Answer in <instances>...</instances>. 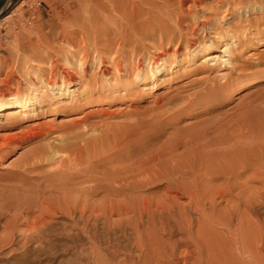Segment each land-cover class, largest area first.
I'll list each match as a JSON object with an SVG mask.
<instances>
[{
    "label": "rangeland",
    "instance_id": "1",
    "mask_svg": "<svg viewBox=\"0 0 264 264\" xmlns=\"http://www.w3.org/2000/svg\"><path fill=\"white\" fill-rule=\"evenodd\" d=\"M67 3H69L72 8L66 6L65 4ZM18 5L21 7L18 12H21L22 16H18L17 18L16 15H12L11 19H7V15ZM100 6L101 0H0V90L16 89V87L24 88V81L28 68L32 66L35 69H37V67L46 68L48 66L47 60L49 56L55 54L62 55L67 52L78 53L79 51L87 50L92 55L95 51L94 48H96V50L107 55L109 58L113 56L114 58L116 57V59L123 57L122 61L126 59L124 62L127 65V69H133L129 76L123 77V81H127L126 86H130L126 94L122 93L123 90L120 86H114L115 88L110 89L108 93H105V96L91 99L89 94H96V88L102 87V85L95 84L96 79L101 82L102 77L100 68L96 65L90 66L88 76L84 78V83L91 87L94 85V88L91 90L87 89L84 98L79 97L75 100L69 99L67 101L69 102V106L65 105L60 108L62 110L60 112L62 113L55 114L53 111H47L38 117L20 119V121L12 122L11 124L3 120L2 127H0V137L2 138V135L8 136L19 133L23 126H29L28 124H33L36 122L35 120L39 119L46 125V129L49 131V137L52 139L56 137V135L64 134L65 128L70 126L74 127L75 130L82 133L84 132L85 137L108 134L113 139V136L120 135V138L117 140V143L121 142V140L123 141V143L121 142L118 144L120 146H117L120 148L114 147L115 143L109 146V148L106 147L102 155L108 154L109 156H103V161L101 163L95 164L94 166H85L78 163H76V165L72 164L69 167L70 172H68V178H70V180L66 183H77L78 180L83 181V176H86L90 172H95L92 174H96V176L99 177L105 174V176H108L109 172H113L112 170L114 169L118 170L121 167H125V164V168L130 169L127 164L134 159L141 162V165L145 164V160L142 159V157L162 147L159 150H164L166 152L162 158H166V155L173 156L179 163V165H176V169L185 172V176L188 175L185 177L181 176L183 173L181 175L180 173L176 174H179L178 177L181 180L180 182L175 181L173 183L175 186L172 188V193L176 195L175 198L181 205H190L188 210L190 220L185 222V224L190 223L193 229L191 230L194 235L193 237L199 235L198 231L195 230L198 228V221L200 222L202 220L205 226L204 230H207L209 234H202L200 239L210 235L217 237L227 236L233 240L235 236L230 232L233 231V227L238 220L236 217L233 218V226L229 228L230 232H228L226 226L224 227L219 223L221 218L225 215H223L225 208H234L238 206L237 210L242 211L245 206L243 200L246 198H253L254 209L260 213L259 220H261L264 214V202L258 201L262 198L261 195L264 194V40L259 37L260 35L253 36L255 37L253 41H243L240 45L244 53L240 54L237 59L225 62L220 60L212 65L208 63L206 55L201 56L200 62L192 63L187 67H183L180 63L175 62V60L180 59L182 56L177 55L176 59L171 56V58H169L170 62L166 61L168 63H166L167 70L164 73V77L159 81L160 85H162L161 90L152 87L146 88L141 83L133 81V76L137 69L135 63L137 62V56L140 52L144 58L156 55L158 50L157 43L162 37H165L166 34L162 35L160 31L151 32L147 24L134 32H130L129 29L125 30V28L122 27L124 19L121 17L115 18V16H120L119 11L124 13L125 10V12L128 13V10L132 9L134 6H140L138 0L128 2L127 6H120L116 11L111 4L108 7ZM176 6L179 13L181 12L182 15H187V23L190 25L187 29L191 30L194 25L198 29V35H202L201 32L203 29H206L208 35H210L208 24H205L203 28V22L210 12L213 13L216 12L215 10L223 11V9H225L224 6L223 9H221L222 6H219V8H221L218 9L215 5L213 9H206V13L198 12L203 6L201 8L195 7L194 9H198L196 11H190L188 7L185 8L186 5H182L181 8L178 4ZM157 7H159V9L155 8L151 14L164 15L163 13L166 7L162 5H158ZM37 8H40L39 10L42 18L40 20L37 18L31 19L33 13L34 15L38 13ZM61 8L64 9L60 10ZM157 9L160 12H158ZM116 12L118 13L116 14ZM195 12L198 15L201 13V16H198ZM89 13H93L91 18L89 17ZM256 13L257 10L253 11V13L249 12L245 14V16L248 15L253 17V14L256 15ZM53 14H55V16ZM48 20L54 24L52 27L49 26ZM116 20L118 21L116 22ZM192 22H194V24ZM40 23H43V28L38 27ZM60 24L66 29L73 30L74 33L69 37L66 36ZM65 24L66 27L64 26ZM116 27H119V29L116 30ZM40 29L42 34L50 31L56 34L49 42V44L52 45L56 44V49L47 48L46 44L43 42L44 40H39V35L36 32ZM27 34L28 36H26ZM67 37L74 41L72 42L74 43L73 46L64 44V39L66 40ZM61 44L63 46H61ZM16 59H19V61ZM33 63L35 64L33 65ZM130 67H132V69ZM110 68L115 71L112 65ZM5 78L8 79L7 82ZM72 87L78 89V84L75 83ZM80 87L83 88V84ZM212 88H220V90H218V92H212L210 91ZM107 89L109 88L107 87ZM145 114L149 117L147 118ZM181 130L185 132H181ZM222 130H224V133ZM112 131L114 134H110ZM195 131H199V133ZM188 133L191 135H188ZM48 138L43 137L39 140L40 142L32 139L30 141L27 140L25 143L23 142L21 145L10 144L0 153V205L7 204V199H12V201L15 202H17V200H22L21 203L13 202L10 205H5L6 209L3 214L0 215L1 217L3 216L0 218V235L4 234V232L6 233L9 229H15L17 227L15 230H18L20 227L22 228L25 225V218L26 220H34V217L37 218L40 214L38 210L40 211L44 201H49L54 204L59 203L60 199L63 200L62 192L59 194L50 192L47 190V185H43L42 183L44 182V184H47L48 180L53 183L57 178H59L57 182H60L62 176L59 173V176L57 174L53 176L43 171H26L19 166V159H21V155L25 153V151L28 152L39 143L47 142L49 140ZM191 139L194 140L192 143H190ZM194 142L197 143V145ZM145 143L146 146L152 143V147L150 146L142 153H138V150L133 146ZM186 144L188 146H185ZM199 148L202 149L200 150ZM224 148L227 149L224 150ZM114 149L122 150V156L113 155L112 151H116ZM176 150H178V152H176ZM171 152L174 153L169 154ZM131 154L135 156L128 158ZM118 163L123 166L115 165ZM110 164L113 165L114 168ZM101 166L102 168L105 167V169L103 168L104 171ZM98 170H101V172H98ZM133 170L135 171V169ZM129 171L132 172V168ZM129 171L127 172L130 173ZM246 172L249 174L245 175L247 174ZM229 174L232 176H229ZM50 176L51 178H49ZM226 176L228 177L226 178ZM80 177L82 179H80ZM163 177L165 176L163 175ZM237 177H239V180ZM40 179L43 181H40ZM214 179H218V181H214ZM62 180L65 179L62 177ZM158 181L154 183L155 185L153 184L152 188H150L151 190H144V192L147 191L145 192L146 194L144 192H142L143 194L140 193L145 195L148 199L154 198L158 203H161L164 197H166L163 194L164 192L161 191H165L163 188L165 185H160L159 183L161 182L160 180ZM212 181L217 182V184ZM19 182L25 185L22 186ZM57 182H55V184ZM41 183L42 189L39 188L41 189L39 190L41 194L39 193L38 195H41L40 197L42 198L40 199L41 201L38 200L39 202H37L38 195L32 192L31 188L33 187L32 190L38 189ZM16 184L20 186L17 185L16 187ZM180 185L182 189L179 188ZM12 187L13 189H11ZM54 187L52 188L54 189ZM161 187L163 189H161ZM219 187L222 189V194H220L221 191H219ZM62 190H67V187H63ZM177 190H180V193ZM193 190H195V192H193ZM45 191L48 193H45ZM218 193L220 196L217 195ZM101 194L104 195L103 193ZM101 194H95L93 197L99 198ZM31 198L36 199L33 200ZM225 199L227 201H225ZM40 202H42V204ZM223 203H225V205ZM35 206L36 208H34ZM37 206L40 208H37ZM209 207H213V209ZM177 209L182 210L183 208L181 206ZM11 213H13V216ZM239 214L241 218L242 214ZM127 215L128 214H123L122 216L120 214L119 216L117 213H114L113 218L119 216V218L126 219L124 217ZM66 218V216L54 215L53 222L56 226V232H58H52L53 234H51L54 235L55 238L52 235L51 238L55 245H53V243H46L45 246L49 245L48 247L43 246V249H37L33 247V245H28L29 247L24 246V248L22 244H17L13 251L11 250V245L5 244L0 247V264H77L79 261H84L82 262L84 264L88 263L87 261L89 259L86 255L80 254L76 256V253H73L72 249L63 248L65 247L63 242H66L68 238L65 239L66 234L60 231L61 229L62 231L65 229L64 223L68 222V218ZM171 221L174 222L173 219H171ZM247 223L248 220H245L244 224L247 225ZM101 224L102 223L98 224L100 240L106 241L110 238L114 243L121 240H123L125 244L133 242L135 233L132 232L131 229L128 230L133 236L129 241L119 230H115V233L108 232ZM185 224L182 226L188 228ZM105 230H107L108 233L104 232ZM175 232L178 233V237L183 236V232L178 230ZM227 233L228 235H226ZM59 234L62 237L59 236ZM117 236H120L122 239H117ZM82 238L83 239L80 238L81 240L79 241H85L86 243L84 245H88L89 240H87V236L82 235ZM144 238H146V235ZM58 239H60L59 242ZM62 244H64V246ZM238 254L239 253H237L236 263L264 264L263 252L252 253L247 251L244 252V255Z\"/></svg>",
    "mask_w": 264,
    "mask_h": 264
},
{
    "label": "bare ground",
    "instance_id": "2",
    "mask_svg": "<svg viewBox=\"0 0 264 264\" xmlns=\"http://www.w3.org/2000/svg\"><path fill=\"white\" fill-rule=\"evenodd\" d=\"M131 1L134 2L135 0H101L100 7L102 6L108 7L111 4L114 10L116 11L117 9L120 8V6H125V5L127 6L128 2ZM138 1L140 3V6H136V7L134 6L132 9L128 10V13L125 12V10L124 13L119 11L120 16H115V18L121 17L122 19H124V23L122 27L125 28V30L129 29L130 32H134L137 31V29L147 24L151 32L160 31L162 35L166 34V36L162 37L157 43L158 50L156 55L152 57L147 56L146 58H144L140 52V54H138L137 56L138 57L137 62H135L137 65V69H136L137 71L135 70L133 81L141 83L146 88L152 87L161 90L162 85H160L159 81L164 77V73L167 70L166 63H168L166 61L170 62L169 58H171V56L172 58L175 59L177 55L182 56L181 58L179 57L180 59L175 60V62L180 63V65L183 67L184 66L187 67L192 63L200 62L201 56L206 55L208 63L212 65L220 60L225 62V61H230V60L233 61L234 59H237L240 54L244 53L242 46L240 45L243 43V41H247V40L253 41V39L255 38L253 36L260 35L259 37H261V39L264 40V0H138ZM177 4L180 8L182 7V5H186L185 8L188 7L190 11H196L198 9H194L195 7L201 8L203 6V8H201V10L199 9L198 12H206L207 11L206 9L208 8L213 9L215 5L216 8L218 7V9L221 8V7L219 8V6H222L221 9H223L224 6L225 9H223V11L215 10L216 12L213 13L210 12L206 20L205 21L203 20L204 22L202 21L204 25V26L202 25L203 28L205 27V24H208L207 26L209 27L210 35H208L206 29L202 30L201 32L202 35H198V29L194 25L191 28V30L187 29L190 26L189 23H187V15L185 14L182 15L181 12L179 13L176 6ZM65 5L72 8V6L69 3ZM158 5H162L166 7V10H164L163 13L164 15L151 14L155 10V8L159 9V7H157ZM19 8H21L19 5L15 7L13 11L7 15L8 17L7 19H11L12 15H16L17 18L18 16L19 17L22 16L21 12H18L20 11ZM64 8H61L60 10ZM37 9H38L37 10L38 13L36 15H34L33 13L31 15V19L37 18L38 20H40L42 18L41 12L39 10L40 8ZM158 9L157 11L160 12ZM256 10L257 13L256 15L253 14V17H250L248 15L245 16V14H248L249 12L253 13V11ZM117 13L118 12H116V14ZM89 14H90L89 17L91 18L93 16V13H89ZM53 15L55 16V14ZM198 16H201V13ZM117 21L118 20H116V22ZM194 22L192 23L194 24ZM48 23L49 26L51 27L54 25L52 22H49V20ZM42 26L43 23H40L38 25V27L40 28L44 27ZM64 26L66 27V24ZM62 28H63L62 31L65 32L66 36L68 37L72 33H74L73 30L71 29H66L64 27ZM115 29L118 30L119 27H116ZM40 32L41 29L36 32L39 35L38 36L40 38L39 40H44L43 42L46 44L47 48L56 49L55 48L56 44L55 45L49 44L50 39L55 37L56 34L53 31L43 34L42 32L41 33ZM26 36H28V34ZM68 37L66 38V40L64 39V44L73 46L74 43L72 42L74 41H72V39ZM61 46L63 45L61 44ZM94 50L95 51L92 55L87 50L79 51L78 53L67 52L62 55H58V54L51 55L47 60L48 66L46 68L37 67V69H35L33 66L28 68L27 75L25 76L24 88L16 87V89H1L0 90V127H2L3 124L2 122L4 121H6L8 124H11L12 122L20 121V119H26V118L30 119V117L32 118L35 116L38 117L47 111H53L55 112V114L62 113L60 112L62 111L60 108L64 107L65 105H68L69 102L67 101L69 99L75 100L79 97L84 98V96L86 95V90L87 89L91 90L92 88H94L93 87L94 85L91 87L90 85L84 83V78H87L90 69L89 67L92 65H96L98 68H100L102 81L99 82V80L96 79L95 84H99L100 86L102 85V87L96 88L97 89L95 92L96 94L93 95L89 94V97L91 99L93 98L97 99L99 97L101 98L105 96L106 95L105 93H108L110 89L115 88L114 86L117 87L120 86L123 90L122 93L126 94L127 90L130 89V86H126L127 81L126 82L123 81L124 79L123 77L129 76V74L133 70L132 67H130L132 70L127 69L126 67L127 65L124 62L126 59L122 61L123 57L119 59H116V57L114 58V56L109 58L107 55L102 54L100 51L96 50V48H94ZM16 60L19 61V59ZM34 64L35 63H33V65ZM111 65L115 68V71L112 70V68H110ZM5 81L7 82L8 79L5 78ZM75 83L78 84L77 87L78 89L72 87L74 86ZM82 84H83V88L80 87ZM105 86H107L109 89H107V87ZM218 90H220V88L218 89L212 88L210 91L218 92ZM146 117L148 118L149 116ZM35 121L36 122H34L33 124H28L29 126H23L20 129L19 133H15L8 136L2 135V138L0 137V153L10 144L21 145L23 144V142L25 143L27 140L30 141L33 139L40 142L39 140L42 139L43 137L48 138L49 131L46 129V125L43 123V121H41L40 119ZM74 130L75 128L72 126L66 127L64 134L58 136L56 135V137L53 136L54 137L53 139L49 137L48 139L49 140L52 139L51 141L48 140L47 142L39 143L35 147L31 148L28 152L25 151V153L21 155V159H19L20 168L22 167L26 171H33V172L43 171L46 174L53 176L55 174L58 175L59 173L63 177V179H65L62 180L61 177L60 182H57V180L59 179L57 178L59 176L58 175L56 177L57 180L55 179L56 180L55 182H57L58 184L57 183L55 184V182L53 183L49 182V180L47 184H44V182H42L43 185H47L46 186L47 190H49L50 192L57 194L62 192L63 200L60 199L59 203H54V204L49 201H44V204L40 202L44 207L41 206L40 211L37 209L38 212H40L38 217L37 218L34 217V220H28V219L26 220L25 218L24 220L25 225L22 228L20 227L18 230H15L17 227L15 229H9L8 227L9 231H6V233L4 232V234H2L4 236L0 235V247L4 246L5 244L11 245L10 246L11 250H13L15 248V245L17 244L18 245L22 244L23 247L28 245H33V247L37 249L38 248L40 249L43 246L46 247L47 246V245L45 246L46 243H53L51 235L54 232H56L55 229L56 226L54 225L53 222L54 215H62L68 218V222L64 223L65 229H63L64 231H62L61 229L60 232L66 234V238L64 237L65 239L67 238L68 240L70 239L69 241L67 240L66 242H63L65 244V247L63 248L72 249L73 253L74 252L76 253V256H79L80 254L86 255V257H88L89 260L88 261L86 260L88 263L85 264H239L238 262L236 263L237 253L243 255L244 252L247 251H250L252 253L253 252L264 253V214L262 215L261 220H259L260 213L254 209L253 198L250 199L246 198L243 200L245 206L242 211L237 210L238 206L234 208H225L223 211V215L224 214L225 215L223 216V218H221L219 223H221L224 227L226 226V230L228 232H230L229 228L233 226L232 224L233 218L236 217L238 220L237 222L235 221L236 223L233 227V231L230 232L233 233L232 234L233 236H235L233 240H231L227 236L217 237V236H210L207 234L205 238L202 237L200 239V236L202 234L205 233L209 234L207 230L206 231L204 230L205 226L202 220L200 222L198 221L197 223L198 228L197 230H195L198 231L199 235L193 237L194 235L193 232L191 231L193 229L190 226V223L185 224V222H188V220H190L189 219L190 215L188 212L190 205L189 204L181 205L175 198L176 195H173L172 193L173 192L172 188L175 186L173 185V183L175 181L180 182L181 180L178 177L179 174L178 175L176 174L180 173L181 175L183 173L184 175L182 174L181 176H185V172H182L180 169H176L177 168L176 165H179V163L175 160L176 158H174L173 156L166 155V158H162V156L166 152L164 150H159L160 148H162L160 146L158 150L155 149V151H153L152 153L151 152L149 154L146 153L147 155L142 157V159L145 160V164L141 165V162H138L137 159H134L130 163H128L127 166L130 167V169L132 168V172L129 171L130 170L129 168H125L126 167L125 164V167H121L118 170L114 169L112 170L113 172H109L108 176H105L106 175L105 174L104 176L99 177L96 176V174H92L95 172L92 173L90 172L86 176H83L84 179L80 177V179H82L83 181L78 180L77 183H72V182L66 183L70 180V178H68L69 177L68 172H70L69 167L72 164L76 165V163H78V164H83L85 166H94L95 164L101 163L103 161L102 160L103 156H109L108 154L102 155L105 152L104 150L106 147L109 148V146H112V144L114 143H115L114 147L115 146L117 147L120 146L118 144H120L121 142L123 143L122 140L121 142L117 143V140L120 138L119 134L118 136L117 135L113 136L114 137L113 139L108 134L107 135L100 134V135H94L93 137H85L84 132L82 133L78 130L75 131ZM182 131L184 130H181V132ZM199 131H195V132L199 133ZM222 131L224 133V130ZM112 133L113 131L110 134ZM188 135L191 134L188 133ZM192 141L194 140L191 139L190 143H192ZM151 144L146 146L145 143L142 145H133V146L135 147L136 150H138V153L139 152L142 153L145 150H147L151 146ZM195 144L197 145V143ZM185 146L188 145L186 144ZM225 149L227 148H224V150ZM114 150L116 151H112L113 155L122 156V150H117V149ZM174 152H171L169 154H173ZM176 152H178V150H176ZM132 156L135 155L131 154L128 156V158ZM115 165H120V163ZM111 166L114 168L113 165ZM103 168L105 169V167ZM133 169H135V171ZM99 171L101 172V170H98V172ZM127 171H129L130 173H128ZM248 172H246L247 174L245 175H248L249 174ZM162 174L165 177H163ZM193 176H194V171H193ZM229 176L232 175L229 174ZM227 177L228 176H226V178ZM239 177H237V179ZM49 178H51V176ZM41 180L42 179H40V181ZM158 180H160L161 182L159 183L160 185L161 184L165 185L164 187L162 186L165 189V191L161 190L163 189L162 187L161 189L159 188L161 191L164 192L162 193L166 196L164 197L161 203H158V201H156V199L154 198L148 199L145 197V195H142L143 194L142 192H144V190H151L150 188H152L153 184ZM214 181H218V179L217 180L214 179ZM42 183L38 186V189L36 188L35 190H32L33 189L32 187L31 191L35 192L36 195H38L40 193L39 190L42 189L41 188ZM213 183L217 184V182H213ZM19 184L21 183L19 182ZM19 184H16V187L17 185L20 186ZM51 186L54 187V189ZM63 187H67V190H62ZM179 188L182 189V186L180 185ZM11 189H13V187ZM219 191H221L220 194L223 193L221 188L219 189ZM46 192L47 191H45V193ZM193 192H195V190H193ZM101 193H103L104 195H102ZM95 194H101L99 195L101 197L94 198L93 196H95ZM220 194L218 193L217 195L220 196ZM40 196L41 195H38V198ZM261 197L262 198H260V200L258 201L264 202V194L261 195ZM38 198H37V202H39L38 200H40L42 197H40L39 199ZM7 201H8L7 204L0 205V215L3 214L4 210L6 209L5 205L6 206L10 205L13 202L14 203L22 202V200H17V202H15L12 201V199H7ZM225 201L227 200L225 199ZM225 203L223 204L225 205ZM38 206L37 208H40ZM181 206L183 209L178 210L177 208H180ZM34 208H36V206ZM209 208L213 209V207H209ZM114 213H117L119 216L120 214L122 216L123 214L124 215L128 214V215L124 217L126 219H122L121 217L119 218V216L113 218ZM239 213L242 214L241 218ZM12 214L13 213H11V215ZM2 217L0 216V218ZM171 219H173L174 222H172ZM245 220H248L247 225L244 224ZM100 223H102L101 225H103L105 229L108 230V232L115 233V230H119L126 239H129V241L133 236L131 235L132 233L129 232L128 230L131 229L132 232L135 233L133 242H129L128 244L127 243L125 244L124 241L121 240V241H116L114 243L113 240L110 238L106 241L100 240V233L98 230L99 229L98 224ZM183 224H185V226H187L188 228L183 227L182 226ZM174 229L175 231L178 230L180 232H183V236L178 237L177 236L178 233L175 232ZM107 230H105L104 232H107ZM82 235L87 236L88 238L87 240H89L88 241L89 244L87 243L88 245H84L86 243L85 241H79L83 239ZM145 235L146 238H144ZM226 235H228V233ZM59 236L61 235L59 234ZM116 238L122 239L120 236H117ZM59 240L60 239H58V242ZM64 244L62 245L64 246ZM53 245L55 244L53 243ZM64 250H68V249H64ZM79 262H77V264H81L84 261H79Z\"/></svg>",
    "mask_w": 264,
    "mask_h": 264
}]
</instances>
